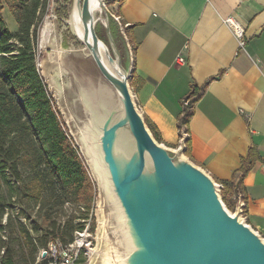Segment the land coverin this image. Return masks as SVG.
<instances>
[{
    "label": "water",
    "instance_id": "1",
    "mask_svg": "<svg viewBox=\"0 0 264 264\" xmlns=\"http://www.w3.org/2000/svg\"><path fill=\"white\" fill-rule=\"evenodd\" d=\"M110 1L50 0L41 45L51 52L42 75L99 192L95 264H264V237L245 217L242 194L232 213L222 185L186 155L184 128L178 147L154 137L130 85L134 51ZM75 9L82 36L70 23Z\"/></svg>",
    "mask_w": 264,
    "mask_h": 264
},
{
    "label": "crops",
    "instance_id": "2",
    "mask_svg": "<svg viewBox=\"0 0 264 264\" xmlns=\"http://www.w3.org/2000/svg\"><path fill=\"white\" fill-rule=\"evenodd\" d=\"M112 5L134 46L136 102L161 142L178 147L186 99L194 85L201 89L209 81L188 124L190 159L215 179L231 181L235 174L240 177L242 158L256 149L258 158L242 185L245 217L264 235V0H123ZM229 15L244 26L243 50L223 23ZM10 25L18 29L15 19ZM179 55L183 64L177 62Z\"/></svg>",
    "mask_w": 264,
    "mask_h": 264
},
{
    "label": "trees",
    "instance_id": "3",
    "mask_svg": "<svg viewBox=\"0 0 264 264\" xmlns=\"http://www.w3.org/2000/svg\"><path fill=\"white\" fill-rule=\"evenodd\" d=\"M1 1L9 7L18 29L8 27L0 6V249L4 250L0 261L36 264L41 249H47L51 241L70 243L76 231L86 227V208L96 200V187L39 67V27L50 0ZM115 1L123 0L109 3ZM65 12L61 7L58 15ZM126 33L130 39L128 28ZM130 43L134 51L131 39ZM133 78L134 72L131 87ZM208 82L201 89L194 85L187 97L178 121L180 133L183 128L188 133L193 105ZM146 122L161 142L155 125ZM257 158L251 147L242 158L238 179L236 174L231 181L216 179L230 210L235 209L239 194L245 198L242 179ZM69 207L76 213L67 214Z\"/></svg>",
    "mask_w": 264,
    "mask_h": 264
},
{
    "label": "built area",
    "instance_id": "4",
    "mask_svg": "<svg viewBox=\"0 0 264 264\" xmlns=\"http://www.w3.org/2000/svg\"><path fill=\"white\" fill-rule=\"evenodd\" d=\"M223 23L228 25L235 37L238 40L239 48L244 49L246 45L245 29L241 22L233 15L224 17ZM125 27L127 25H124ZM177 62L183 64L185 58L181 55L178 56ZM186 104L188 101L185 102ZM7 214L4 215L3 223L6 222ZM91 234L89 226H86L82 231H76L75 238L72 242L64 244L62 241H51L47 249H41L36 264H75L80 261L81 257L87 254V247L91 245V242L87 240L88 235ZM4 237V236H3ZM47 251L46 256H43V252ZM4 250L0 249V256L3 255ZM0 264L1 261H0Z\"/></svg>",
    "mask_w": 264,
    "mask_h": 264
},
{
    "label": "rangeland",
    "instance_id": "5",
    "mask_svg": "<svg viewBox=\"0 0 264 264\" xmlns=\"http://www.w3.org/2000/svg\"><path fill=\"white\" fill-rule=\"evenodd\" d=\"M0 6H3V10H4V12H3L4 16L3 17L6 20V22L9 23L8 27H10V29L13 28V26L11 27L10 24H11V20L15 19V18L13 16V14L11 13L9 7L6 4H4L1 0H0ZM108 7L115 13V8L113 7L112 4L108 3ZM46 22H47V14L44 16L43 23L39 27L40 44H39V52H38L39 56L38 57H39L40 69H42L41 64L44 61H47L49 54L51 53L50 50L47 48L45 43H43V46H41L42 45V35H43L42 33H43V29H44ZM41 72H42V70H41ZM98 194H99V192L97 191V188H96V192H95L96 200L92 203V206L90 208H86L87 209L86 226H89L91 228V234L89 233L90 235H88L89 237H87V240L91 242V245L89 247H87V250H88L87 254L84 257H81L80 261L76 262L75 264H95V260L97 259V256L99 255L98 253H99L100 248H101L100 247V245H101V240H100L101 229L99 226L100 215L98 213V207H97ZM231 211L234 212V210H231ZM66 212H67V214L76 213L74 207H69ZM61 215L64 217L66 214H65V212H62ZM263 237H264V235H263ZM95 257H96V259H95Z\"/></svg>",
    "mask_w": 264,
    "mask_h": 264
},
{
    "label": "bare ground",
    "instance_id": "6",
    "mask_svg": "<svg viewBox=\"0 0 264 264\" xmlns=\"http://www.w3.org/2000/svg\"><path fill=\"white\" fill-rule=\"evenodd\" d=\"M99 3L98 1H94L92 3V10L94 11V13L99 10ZM74 31L76 33H79L81 36L83 35V32H84V26H83V23H82V20H81V17H80V13L77 9L74 10L73 14H72V17H71V21H70ZM100 48H101V51L103 53V50L105 49V47L103 45H100ZM115 69H118L117 68V65H115L114 67ZM233 213V212H232Z\"/></svg>",
    "mask_w": 264,
    "mask_h": 264
}]
</instances>
